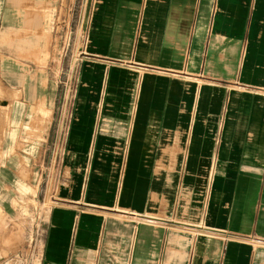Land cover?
I'll list each match as a JSON object with an SVG mask.
<instances>
[{
	"label": "crops",
	"instance_id": "crops-1",
	"mask_svg": "<svg viewBox=\"0 0 264 264\" xmlns=\"http://www.w3.org/2000/svg\"><path fill=\"white\" fill-rule=\"evenodd\" d=\"M23 1L0 0L1 40L40 26ZM87 2L77 93L94 120L78 107L69 127L51 104L19 101L6 123L0 107V208L22 146L35 168L59 157L36 264H264V0ZM0 56L3 82L54 96V59L43 78Z\"/></svg>",
	"mask_w": 264,
	"mask_h": 264
},
{
	"label": "rangeland",
	"instance_id": "rangeland-1",
	"mask_svg": "<svg viewBox=\"0 0 264 264\" xmlns=\"http://www.w3.org/2000/svg\"><path fill=\"white\" fill-rule=\"evenodd\" d=\"M14 5L21 9L26 17L37 13L41 17L40 26L33 29L26 24L21 25V28L13 35L18 38L17 41H13L11 35L0 39V52L14 57L16 61L33 63V68H37L43 78L45 61L54 59L58 65V76L55 79L53 97L41 98L38 95L36 98H28L25 95L24 83L3 82L0 75V107L4 109L5 122H11L9 111H11V106L18 105L19 101H22L24 106L51 104L55 108L54 121H63L69 124V127L73 121L77 120L76 109L78 107L86 111L85 116L80 114L81 118L85 117L86 121L94 120L91 105L95 107L96 102L89 101L88 105L86 102L88 98L83 101L85 92L77 93L78 71L81 69L79 57L82 33L80 29L79 34H76V29L79 25L81 28L87 18L89 6L87 0H31ZM29 38L33 39L30 41ZM3 59L0 56V63ZM5 61L12 66L15 63L18 64L11 59ZM23 116L19 126L27 131L24 137L25 143H28L29 122L33 124L35 122L33 118L38 117L39 114L36 115L33 112ZM40 116L46 117V114ZM30 117L32 119H29ZM13 126L16 124L12 123ZM70 133V128L65 129L62 139L65 140ZM64 140L58 145L60 154L63 153L62 149L65 154L66 142ZM35 149L27 145L21 147L20 162L14 163L21 168L18 170V177H15L17 182L13 188L12 208L8 210L0 208V264H36L39 254L43 251V236L47 229V219H50L53 214L51 208L53 197L59 196L58 183L60 180L55 174L59 165V157L52 165L50 159L47 158L46 163L43 166L38 164L37 169L34 163L29 161V155L34 156ZM35 178L33 185L30 186V179Z\"/></svg>",
	"mask_w": 264,
	"mask_h": 264
}]
</instances>
